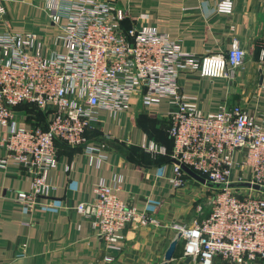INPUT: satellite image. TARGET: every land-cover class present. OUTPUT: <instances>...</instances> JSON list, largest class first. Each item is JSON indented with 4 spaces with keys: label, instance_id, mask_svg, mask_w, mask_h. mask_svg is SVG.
<instances>
[{
    "label": "built area",
    "instance_id": "1",
    "mask_svg": "<svg viewBox=\"0 0 264 264\" xmlns=\"http://www.w3.org/2000/svg\"><path fill=\"white\" fill-rule=\"evenodd\" d=\"M42 2L61 50L31 32L10 30L0 18V171L12 164L29 179L28 192L16 193L15 203L27 211L42 206L46 172L57 165V142L82 146L87 154L105 148L108 134L97 144L86 138L100 111L119 115L136 97L145 109L164 101L171 148L145 134L140 147L177 162L171 163L169 180L174 189L185 184V166L212 190L195 208L191 224L176 227L182 259L191 258L188 264L264 259V109L252 114L240 104L221 102L205 112L179 83L184 71L210 81L233 80L245 57L239 41L234 38L223 54L197 56L153 27L123 28L124 13L108 0ZM216 12L231 15L232 0H220ZM260 61L264 70V49ZM260 87L264 90V82ZM118 191L101 181L93 199L78 203L75 211L109 250L119 252L129 227L158 221L127 205ZM113 259L104 257L106 263Z\"/></svg>",
    "mask_w": 264,
    "mask_h": 264
},
{
    "label": "crops",
    "instance_id": "2",
    "mask_svg": "<svg viewBox=\"0 0 264 264\" xmlns=\"http://www.w3.org/2000/svg\"><path fill=\"white\" fill-rule=\"evenodd\" d=\"M108 1L124 13L123 28L153 27L197 56L223 54L237 39L245 57L233 80L210 81L184 71L179 79L182 91L196 96L205 112L221 102L240 104L252 114L264 109L260 87L264 82L260 61L264 0H232L229 16L216 12L220 0ZM0 8L1 21L10 30L31 32L49 48L61 50L59 34L49 23L42 0H0ZM167 111L164 101L145 109L136 97L119 115L98 113L93 129L86 133L88 144L101 142L103 134L110 136L98 153L87 154L82 146L57 142V165L46 172L48 190L40 198L42 206L33 210L20 208L14 201L16 193L29 190L24 171L12 164L0 171V264H161L172 242L168 229L129 227L122 250L111 251L75 207L91 201L94 187L104 181L119 187L118 196L127 205L166 225L173 220L189 221L195 200L185 192L186 185L174 189L170 184L171 162L140 147L143 134L166 147L171 145ZM186 181L191 186L199 183L189 176ZM107 255L114 258L112 262L104 261ZM182 257L183 248L169 264H183ZM248 264H264V259Z\"/></svg>",
    "mask_w": 264,
    "mask_h": 264
},
{
    "label": "rangeland",
    "instance_id": "3",
    "mask_svg": "<svg viewBox=\"0 0 264 264\" xmlns=\"http://www.w3.org/2000/svg\"><path fill=\"white\" fill-rule=\"evenodd\" d=\"M176 162V161H175ZM173 164H177V163H173ZM190 181H186L184 186H185V192L190 195L192 200L194 201L193 207H192V213L190 216V219L187 223H182L179 220H173L170 223H168V225L164 224V222H162V220L160 219H156L158 221L157 225H147L149 227H152L154 229H168L170 232V239L173 241V239H175L176 235L178 234L176 227L181 226V227H188L193 219V217L195 216V208L198 205H203L206 198L209 197L212 194V190L206 186V185H200L199 183H194L195 185L191 186L187 183H189ZM183 186V187H184ZM182 187V188H183ZM197 188H199L200 190H198ZM181 189V188H180ZM144 226V227H147ZM183 248V244L182 242H179L177 250H176V254H179V252L181 251V249Z\"/></svg>",
    "mask_w": 264,
    "mask_h": 264
},
{
    "label": "water",
    "instance_id": "4",
    "mask_svg": "<svg viewBox=\"0 0 264 264\" xmlns=\"http://www.w3.org/2000/svg\"><path fill=\"white\" fill-rule=\"evenodd\" d=\"M260 82L262 81V71H260ZM171 163H177L174 160L171 161ZM181 169L183 170V172L189 176L191 179L205 185V181L204 179L200 178L198 175H196L195 173H193L191 170H189L187 167L185 166H181ZM245 186L249 187V184H245ZM254 189H258V187L253 186ZM180 242V235L178 234L175 239H173V241L170 243V245L168 246L167 250L164 253L163 256V262L161 264H169L170 262L173 261V259L175 258V253H176V249L178 247V244ZM191 261V258L187 257L183 260V264H188Z\"/></svg>",
    "mask_w": 264,
    "mask_h": 264
},
{
    "label": "trees",
    "instance_id": "5",
    "mask_svg": "<svg viewBox=\"0 0 264 264\" xmlns=\"http://www.w3.org/2000/svg\"><path fill=\"white\" fill-rule=\"evenodd\" d=\"M168 149L171 148V145H167ZM166 161H170L167 157L165 158Z\"/></svg>",
    "mask_w": 264,
    "mask_h": 264
}]
</instances>
